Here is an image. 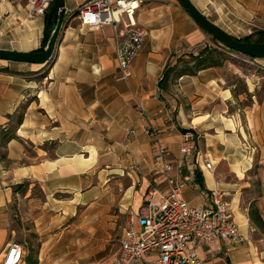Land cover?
I'll use <instances>...</instances> for the list:
<instances>
[{"label":"crops","instance_id":"obj_1","mask_svg":"<svg viewBox=\"0 0 264 264\" xmlns=\"http://www.w3.org/2000/svg\"><path fill=\"white\" fill-rule=\"evenodd\" d=\"M86 1L63 0L64 23L48 61L0 60V153L7 159H0V257L7 242L15 239L11 209L15 199L24 203L26 219L36 226L40 242L29 256L23 241V264H46L57 241L64 238L71 243L80 235L77 242L83 245L88 239L83 226L93 218L98 227L93 222L97 233L91 242L99 239L112 198L111 177L127 175L129 193L137 184L139 203L150 183L167 190L151 152L147 128L152 126L159 129V139L173 161L171 176L185 180L182 197L193 206H211L204 192L225 191L239 233L248 238L239 243L218 239L198 244L196 252L204 264H264V233L249 215L253 204L264 224V98L258 100L255 93L264 78L258 71L264 70V57L232 54L258 67L241 75L244 92L226 77L228 59L220 66L200 69L192 62L187 71L175 67L168 76L166 70L180 57L210 59L221 46L179 0H142L136 20L146 40L131 63V76L118 80L112 28L89 29L73 15ZM210 1L190 0L228 33L211 18ZM5 2L12 4L13 12L25 10L23 1ZM42 18V33L34 46L12 50L40 47ZM247 96L250 103L244 102ZM13 129L14 137L5 142L3 134ZM187 130L196 135L190 156L179 150ZM204 158L213 169L204 167ZM29 182L38 185L40 196L31 192L30 184L25 187ZM56 224L66 225L57 237ZM154 258L155 253H149L145 260Z\"/></svg>","mask_w":264,"mask_h":264},{"label":"built area","instance_id":"obj_2","mask_svg":"<svg viewBox=\"0 0 264 264\" xmlns=\"http://www.w3.org/2000/svg\"><path fill=\"white\" fill-rule=\"evenodd\" d=\"M24 2L29 17H43L53 0H5ZM142 0H87L73 13L79 24L86 28L108 25L113 30L118 80L132 74L131 63L142 50L146 32L137 23L136 13ZM138 109L142 113L139 106ZM152 137L151 152L158 173L168 189L161 190L149 184L142 201L125 211V222L117 252L106 264H204L196 246L218 239L239 243L248 238L239 233L234 220V208L227 193L217 188L204 192L211 206H193L183 197L185 180L171 176L173 161L167 146L159 139V129L149 126ZM196 135L185 131L181 135L179 150L185 156L193 153ZM204 167L213 169L212 162L204 158ZM252 230V229H251ZM149 253L155 258L146 261ZM24 246L16 239L7 242L0 264H23Z\"/></svg>","mask_w":264,"mask_h":264},{"label":"rangeland","instance_id":"obj_3","mask_svg":"<svg viewBox=\"0 0 264 264\" xmlns=\"http://www.w3.org/2000/svg\"><path fill=\"white\" fill-rule=\"evenodd\" d=\"M209 4L212 12L211 18L236 38L247 36L255 30L264 29V0H211ZM11 5L0 0V47H6L7 49L30 48V46H34L35 41L41 36L43 18L27 16L26 9L24 10L22 7L18 9L17 13L13 12ZM19 13H21V17H19ZM214 42L219 44L218 41ZM217 50L219 51L217 53L219 54L218 56H221L223 60L228 59L226 63L228 81L235 84L237 91L244 92L245 86L241 75L245 72L249 74L250 71L257 69L256 63L253 61L252 63L246 62L238 57H233L232 54L235 53L223 46ZM225 52H228V54ZM192 62H194L192 67L198 68L199 64L197 61L191 60L190 57H180L174 66L169 67L173 69L169 71L168 76L170 74L172 76L175 73V67L179 71H186V68ZM258 71L264 76V70ZM259 85H261V88L258 92H255L257 95L261 94V90L264 92V78L261 79ZM244 102L250 103V98L247 96ZM110 182L108 190L112 198L110 197V206L105 209L103 214L104 221L99 239L91 242L97 233L93 222L98 227L97 218H93L92 223L83 226L88 236L87 240H83V245L77 242L81 238L80 235H77V238L71 243L64 240V238L62 241H57L56 249H53V255L46 258V264H103L107 263L113 256L117 250L118 239L123 230L124 212L126 208L136 207L139 204L141 192H138L139 186L137 184L131 190V193L127 192L128 180L127 175H124V173L121 177H111ZM29 184L32 187L31 192L36 196H40L38 185L29 182L25 187L28 188ZM252 195H255V193ZM134 201H136V205L133 204ZM23 207L24 203L18 199L11 202L12 229L15 231L14 235L17 241L23 244V241L26 240L29 251L27 255L30 256L35 253L40 242L37 240L36 226L30 219H26L27 214L22 209ZM53 212L58 213L57 209L53 210ZM83 213L84 208L80 210L79 214L82 215ZM65 227L66 225L56 224L54 227V232H58V234L54 233L56 237L64 231Z\"/></svg>","mask_w":264,"mask_h":264},{"label":"water","instance_id":"obj_4","mask_svg":"<svg viewBox=\"0 0 264 264\" xmlns=\"http://www.w3.org/2000/svg\"><path fill=\"white\" fill-rule=\"evenodd\" d=\"M179 2L200 25V27L207 31L221 46L230 49V51H233L235 54L238 53L249 58L256 59L264 57V42L256 43L239 40L208 20L194 7L190 0H179ZM63 13V0H53L49 10L46 12V24L48 27H51V21L54 17L56 18V22L55 25L48 31L47 43L43 50L19 51L0 48V60L36 64H43L48 61L52 57L56 45L57 35L64 23Z\"/></svg>","mask_w":264,"mask_h":264},{"label":"trees","instance_id":"obj_5","mask_svg":"<svg viewBox=\"0 0 264 264\" xmlns=\"http://www.w3.org/2000/svg\"><path fill=\"white\" fill-rule=\"evenodd\" d=\"M55 22H56V18H53L51 21V27H48L46 24V14H45V16H44V36L42 38V42H41L40 47L35 51L43 50V48L45 47V45L47 43L48 31L50 30V28H52L55 25ZM239 40L256 42V43H263L264 42V30L263 29L256 30L247 36L239 38ZM218 55H216L215 57L211 56L210 59L207 58V56L204 58L201 56H200L201 58L197 57V59L195 60L199 64L197 69H200V68L206 67V66H220V65H222L223 59L221 56H218ZM172 69L173 68H169L168 70H166L165 74L168 75L169 71H171ZM189 71H190V73L192 72L191 70H189ZM164 77L162 79H164ZM263 98H264V95H263V97L261 96V94L258 96V100H262ZM21 119H22V114H20L17 117L16 124L20 123ZM14 131L15 130L13 129V130L5 132L2 136L3 140L6 142V141L10 140L12 137H14ZM0 159L3 161H7L6 154L4 152L0 153ZM22 185H24V184H20V186H22ZM249 215H250V218L252 219V221L256 224V226L258 228H260L261 231L264 233V224L262 222L261 216H260L257 208L253 204L250 205ZM28 258H29V256H28Z\"/></svg>","mask_w":264,"mask_h":264}]
</instances>
